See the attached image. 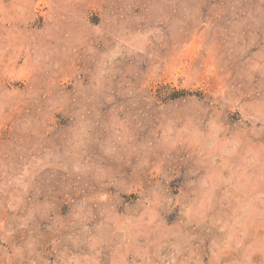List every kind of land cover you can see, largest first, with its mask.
Returning <instances> with one entry per match:
<instances>
[{
	"label": "rangeland",
	"instance_id": "rangeland-1",
	"mask_svg": "<svg viewBox=\"0 0 264 264\" xmlns=\"http://www.w3.org/2000/svg\"><path fill=\"white\" fill-rule=\"evenodd\" d=\"M0 264H264V0H0Z\"/></svg>",
	"mask_w": 264,
	"mask_h": 264
}]
</instances>
